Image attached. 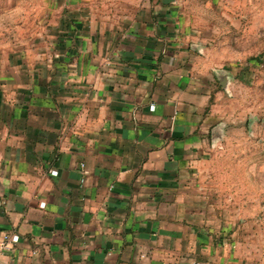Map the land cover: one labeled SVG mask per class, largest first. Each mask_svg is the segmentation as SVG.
I'll list each match as a JSON object with an SVG mask.
<instances>
[{
    "label": "crops",
    "instance_id": "crops-1",
    "mask_svg": "<svg viewBox=\"0 0 264 264\" xmlns=\"http://www.w3.org/2000/svg\"><path fill=\"white\" fill-rule=\"evenodd\" d=\"M178 7L0 0V264H264L262 114Z\"/></svg>",
    "mask_w": 264,
    "mask_h": 264
},
{
    "label": "rangeland",
    "instance_id": "rangeland-1",
    "mask_svg": "<svg viewBox=\"0 0 264 264\" xmlns=\"http://www.w3.org/2000/svg\"><path fill=\"white\" fill-rule=\"evenodd\" d=\"M176 1L192 29L190 37L197 50L234 74V79H231L232 93L238 101L251 103L250 106L240 105L262 114L254 124L255 128H259L256 130L257 136L253 132L252 137L264 138V0ZM248 132L245 130L243 135L233 137L244 139L248 137ZM234 148H237L234 153H248L247 145H241L240 149L239 146ZM231 149L232 146H228V150ZM238 164L240 168L236 167ZM218 165L221 170L235 168L244 171L247 163L225 161ZM213 168L216 169V164H213ZM235 180L244 183L246 179L237 177ZM255 218L264 219V204L258 209Z\"/></svg>",
    "mask_w": 264,
    "mask_h": 264
},
{
    "label": "built area",
    "instance_id": "built-area-1",
    "mask_svg": "<svg viewBox=\"0 0 264 264\" xmlns=\"http://www.w3.org/2000/svg\"><path fill=\"white\" fill-rule=\"evenodd\" d=\"M43 207V205L41 206ZM19 237L16 234H4L0 239V253L9 251L14 243L18 241Z\"/></svg>",
    "mask_w": 264,
    "mask_h": 264
},
{
    "label": "water",
    "instance_id": "water-1",
    "mask_svg": "<svg viewBox=\"0 0 264 264\" xmlns=\"http://www.w3.org/2000/svg\"><path fill=\"white\" fill-rule=\"evenodd\" d=\"M225 81H226V78H225ZM221 85H222L223 87H226V82H221Z\"/></svg>",
    "mask_w": 264,
    "mask_h": 264
}]
</instances>
